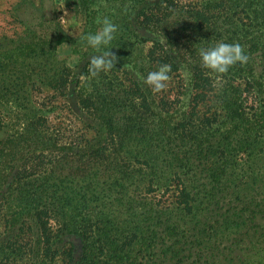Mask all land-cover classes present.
Instances as JSON below:
<instances>
[{
	"label": "trees",
	"instance_id": "1",
	"mask_svg": "<svg viewBox=\"0 0 264 264\" xmlns=\"http://www.w3.org/2000/svg\"><path fill=\"white\" fill-rule=\"evenodd\" d=\"M111 1L123 21L132 17L118 49L128 52L133 38L152 43L140 64H169L170 87L154 93L121 58L95 77L86 63L78 81L87 74L112 87L77 94L79 107L99 115L86 127L95 137L68 175L21 199L23 216L9 222L12 253L30 264H262L264 0ZM92 2L66 0L87 19ZM68 39L57 30L22 51L53 53ZM218 41L239 43L247 62L224 74L204 68L199 49ZM27 236L32 245L20 247Z\"/></svg>",
	"mask_w": 264,
	"mask_h": 264
},
{
	"label": "rangeland",
	"instance_id": "2",
	"mask_svg": "<svg viewBox=\"0 0 264 264\" xmlns=\"http://www.w3.org/2000/svg\"><path fill=\"white\" fill-rule=\"evenodd\" d=\"M113 6L112 1L93 0L90 6L92 15L87 19L67 6L66 0H0V141L3 142L0 143V152H3L0 173H6V181L0 180V264H30L29 258L12 253V249L19 248V245L14 242L16 237H11L9 222L24 213L17 206L21 199L28 198V194L37 195L47 181L68 175L71 165L75 166L73 161L79 159L84 142L95 137V132L86 127L87 124H99V115L87 113L79 107L77 94L81 88L87 87L111 94L112 87L110 81L105 80L107 88L87 74L78 81L90 57L97 54V50L87 46L80 36L97 31L105 16L119 28L123 24L132 26V17L123 21V16L127 15ZM57 30L67 34L69 39L53 53L40 54L36 46L22 51L25 46L40 43ZM75 32L78 33L77 40L71 34ZM142 32L149 38L156 37ZM131 42L134 44L129 48L130 52L119 50L116 38L108 47L113 48L117 58L123 60L122 65L136 78L146 77L152 71L150 64L140 62L147 59L152 43L140 44L136 38ZM64 67L70 78L66 85L59 81ZM169 87L170 83H167L166 88ZM60 88H64V93H57ZM37 109L43 111L45 119ZM44 145L50 149L46 150L42 147ZM9 152L13 154L8 155ZM22 167H25L24 182L15 185ZM33 227L34 232L37 231ZM34 238L27 236L25 242H20V247L32 245ZM238 262L237 259L235 264Z\"/></svg>",
	"mask_w": 264,
	"mask_h": 264
},
{
	"label": "clouds",
	"instance_id": "3",
	"mask_svg": "<svg viewBox=\"0 0 264 264\" xmlns=\"http://www.w3.org/2000/svg\"><path fill=\"white\" fill-rule=\"evenodd\" d=\"M119 26L109 17L105 16L101 21V27L95 32H89L80 36L87 46L97 50V54L89 59L88 71L93 77L100 72H108L117 63V56L109 49V45L116 38ZM77 40L78 33H71ZM164 43V41H161ZM199 57L204 68L209 69L215 74H224L229 68L237 62L243 64L248 60L242 46L239 43H227L218 41L215 44L201 47L199 49ZM171 66L169 64H161L157 69L149 71L147 76L143 78L144 83L151 87L154 93L160 92L167 87L170 80L169 72Z\"/></svg>",
	"mask_w": 264,
	"mask_h": 264
}]
</instances>
